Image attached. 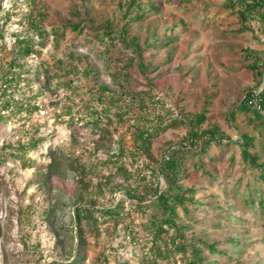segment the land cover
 Masks as SVG:
<instances>
[{"label": "rangeland", "instance_id": "374dc122", "mask_svg": "<svg viewBox=\"0 0 264 264\" xmlns=\"http://www.w3.org/2000/svg\"><path fill=\"white\" fill-rule=\"evenodd\" d=\"M148 2H154L161 12L128 23L134 13L125 19L119 0H36L33 5L29 0H0V20L10 16L3 24L5 38L0 40L4 64L12 53L13 34L25 29V17L32 11L45 12L48 32L55 25L83 26L80 32L67 29L58 48H53V36L49 35L40 45L41 55L29 60L34 71L28 78L33 92L39 91L41 110L0 123V148L8 147L0 153V264H49L60 259L62 248L58 242L73 236L72 202L80 187V165L86 168L85 184L91 192L101 184L103 194L96 193L98 207L126 200L125 189L136 186L137 180L128 183L115 175L118 166L125 165L132 172L141 168L145 176H150L149 171L155 167L145 157L130 156L135 150L130 131L132 117L122 123L111 112V119L102 115L98 125L87 118L79 120L88 116L86 106L101 110L103 104L97 101L94 81L83 74L72 76L70 88L65 85L68 78L53 75L52 68L64 58L65 50L89 61L98 86L118 94L122 92L119 82L127 90L147 92L164 103L172 118L206 109L208 123L220 128L226 138L221 145L212 144L205 156L193 153L195 156L185 164L187 177L182 184L196 190V200L203 204L194 213L199 223H188L193 228L187 236L195 234L209 243L236 238L241 243L237 249L219 245V250L231 254V260L220 259V264H264V203H259L264 199V186L258 181V172L242 162L236 144L239 136L228 118L247 92L256 94L262 89L247 69L245 56L247 50H254L264 58V27L252 21L249 31L239 32L237 16L224 7L226 0ZM107 23L115 30L128 23L129 35L141 44L146 40L173 41L145 50L143 62L147 69L142 72L136 62L129 63L135 58L130 49L120 42L111 44L98 30ZM125 77H129L126 82ZM125 101L129 102L128 96ZM237 118V126L257 138V151L264 161V123H256L251 112L239 113ZM188 132L186 127L178 126L162 133L153 142L154 158L161 161L167 150L186 144ZM30 136L43 138L42 144L29 151L23 162L11 157L14 151L9 148L27 142ZM100 137L102 141L97 145ZM119 147L126 152L115 165L112 157L119 153ZM51 163L56 171L46 181L43 174ZM72 163L78 170L71 173L68 169ZM160 186L162 190L166 187L163 177ZM130 203L135 202H125L126 210H132ZM131 218L139 222L146 213L133 210ZM84 224L89 243L86 264L101 253L110 256L109 264H140L141 247L125 243L121 227L105 223L100 235L93 238L88 224Z\"/></svg>", "mask_w": 264, "mask_h": 264}, {"label": "trees", "instance_id": "16d2710c", "mask_svg": "<svg viewBox=\"0 0 264 264\" xmlns=\"http://www.w3.org/2000/svg\"><path fill=\"white\" fill-rule=\"evenodd\" d=\"M122 1L119 0V4L125 10V19L134 13L128 23L139 22L144 20L148 14L161 12L159 6L148 0H125L123 3ZM175 1L169 0L170 3ZM184 1L187 0H179V3ZM29 2L33 5L36 0H29ZM224 7L237 16L240 25L239 32L249 31L252 21H258L264 27V0H226ZM9 20L8 14L0 20V40L5 38L2 31L3 24L5 25ZM25 22V29L12 36V53L8 62L4 64L0 58V123L16 116H20L21 119L29 117L41 110L37 102L39 91L33 92L32 80L28 78L34 71V66L29 60L41 55L40 45L45 44L48 36H53V48H58L65 38L67 29L74 32L83 30L82 24L76 23L55 25L48 32L45 26V12L40 10L32 11L25 17ZM128 23H125L120 30L112 28L111 23L105 24L98 30H101L103 36L109 39L111 44L115 45L120 42L124 48L130 49L135 54V58L129 63L136 62L138 69L145 72L147 69L143 62L145 50L156 48L157 44L165 46L173 40L171 38L159 42L154 40L151 43L146 40L141 44L138 38L129 35ZM36 38L40 41L36 42ZM63 56L64 58L58 60L52 68L55 69L53 75L60 74L68 78L65 85L70 88L73 84L72 76L83 74L86 79L94 81L97 101L103 104L101 110H97L95 106H86V115L89 114L79 120L87 118L98 125L102 115L110 118L111 112H114L112 115L116 121L122 123H125L128 117H132L134 122L130 125V131L135 150L130 152V156L134 159L145 157L155 164V167L149 171L150 176H145L141 168L132 172L125 165L118 166L115 175L122 176L128 183L133 179L137 180L136 186L125 189L126 200H120L112 206L98 207L96 193L103 194L101 184L96 187L95 192H91L89 186L85 184L86 168L80 165V175L82 174L79 180L80 187L72 202L73 216L70 231L73 236H69L66 242H58L62 248L60 259L49 264H86L89 261L87 256L89 243L85 222L93 238L100 235L101 227L105 223L115 228L121 227L124 230L125 243L133 247H141L140 257L138 255L140 264H220V259L231 260L229 258L231 254L219 250V245H231L237 249L241 243L236 238L226 239L222 243H209L195 234L187 236L188 231L193 228L189 224L199 223L194 213L203 204L196 200V190L186 188L182 184L184 178L187 177L185 164L190 157L195 156L193 153L205 156L212 144L221 145L223 139L226 138L220 128L208 123L206 109L193 115L180 113L172 118L169 111L165 110L164 103L154 99L151 94L127 90L124 84L120 85L119 82L118 85L122 92L118 94L106 86H98L97 76L88 60L68 50L63 52ZM245 57L248 62L247 69L262 89L256 94L247 92L244 99L229 112L228 118L239 136L236 144L240 147L242 162L258 172V181L264 186V161L257 151V138L237 126L239 113L251 112L258 120L256 123H264L262 113L264 112V58L254 50H247ZM83 65L85 68L82 69ZM114 79L116 80L117 76ZM127 79L129 77H125L124 81L126 82ZM127 96L129 102L125 101ZM178 126L188 129L187 143L170 148L165 152L163 160L157 161L152 154L153 142L165 131ZM105 131L109 134L108 130ZM101 138L97 141V145L102 141ZM42 142L43 138L30 136L27 142L19 143L16 148L10 147L9 149L14 151L10 155L13 158H20L23 162L27 153L36 150ZM7 149L6 146L0 148V153ZM95 149L99 151L100 148L97 146ZM125 152L123 147H119V153L112 157L115 161L111 163L116 165L118 159L125 156ZM54 167L51 163L47 172L43 174L46 181H49L56 171ZM148 167L150 166H147V169ZM68 170L72 173L78 169L72 163ZM160 177H163L165 181L164 190L160 186ZM127 201L135 202L130 203L132 210H126L125 202ZM259 203L262 205L264 199L261 198ZM133 210L143 211L146 213V218L135 222L131 218ZM54 231L58 237V232L55 229ZM109 261L110 256L101 253L93 258L90 264H109ZM117 263L130 264L128 261Z\"/></svg>", "mask_w": 264, "mask_h": 264}, {"label": "built area", "instance_id": "2783aa9c", "mask_svg": "<svg viewBox=\"0 0 264 264\" xmlns=\"http://www.w3.org/2000/svg\"><path fill=\"white\" fill-rule=\"evenodd\" d=\"M262 113H264V112H262Z\"/></svg>", "mask_w": 264, "mask_h": 264}]
</instances>
